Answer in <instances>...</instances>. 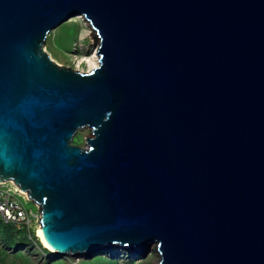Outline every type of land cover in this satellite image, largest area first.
<instances>
[{"label":"water","instance_id":"obj_1","mask_svg":"<svg viewBox=\"0 0 264 264\" xmlns=\"http://www.w3.org/2000/svg\"><path fill=\"white\" fill-rule=\"evenodd\" d=\"M77 15L86 71L44 49ZM0 181L53 253L264 264V0H0Z\"/></svg>","mask_w":264,"mask_h":264},{"label":"rangeland","instance_id":"obj_2","mask_svg":"<svg viewBox=\"0 0 264 264\" xmlns=\"http://www.w3.org/2000/svg\"><path fill=\"white\" fill-rule=\"evenodd\" d=\"M89 28L81 16L71 17L47 34L44 49L59 65L75 70L84 69V59L92 55L94 47L97 49L87 36ZM82 37L84 40H81ZM91 136L89 129L83 128L74 134L71 143L85 147L86 138ZM26 206L37 214L36 204L27 201ZM37 219L34 217L16 226L7 224L0 217V264H155L159 259L153 246L142 253L119 247L103 248L76 257L53 253L43 247L36 236Z\"/></svg>","mask_w":264,"mask_h":264},{"label":"built area","instance_id":"obj_3","mask_svg":"<svg viewBox=\"0 0 264 264\" xmlns=\"http://www.w3.org/2000/svg\"><path fill=\"white\" fill-rule=\"evenodd\" d=\"M27 201L32 202L14 183H0V217L5 222L19 226L29 222L31 218H39L38 212L33 214L27 209Z\"/></svg>","mask_w":264,"mask_h":264},{"label":"bare ground","instance_id":"obj_4","mask_svg":"<svg viewBox=\"0 0 264 264\" xmlns=\"http://www.w3.org/2000/svg\"><path fill=\"white\" fill-rule=\"evenodd\" d=\"M78 17L80 16V15H77ZM77 16H75V17H77ZM81 18L86 22V25H88V27H90V24L81 16ZM54 29V28H53ZM87 36L90 38V40L93 42V44H96V46H98V39H96L95 38V35H94V33H93V30L91 29V27L89 28V31L87 32ZM81 40H84V37H82L81 38ZM96 47H94L93 49H92V55L91 56H89V57H86L85 59H84V62H85V64H86V67L84 68V69H77V70H80V71H86V70H90L91 68H93L94 66H96L97 64H98V62H97V55H96ZM86 128V127H85ZM81 129H83V128H81ZM81 129H79V130H81ZM8 182H11V183H13L12 181H8ZM0 183H2L1 181H0ZM26 196H27V194H26V192H24V191H22ZM36 236H38V239L40 240V242H41V244L43 245V247H45V248H47V249H49L50 250V247L48 246V244L46 243V241L44 240V238H43V236L41 235V232H40V230H39V228L37 227V229H36ZM149 248V247H148ZM135 252V251H134ZM137 253V252H136ZM87 253H82V254H67V255H70V256H74V257H76V256H84V255H86ZM158 254V253H157ZM156 263H157V261H156ZM155 263V264H156Z\"/></svg>","mask_w":264,"mask_h":264},{"label":"trees","instance_id":"obj_5","mask_svg":"<svg viewBox=\"0 0 264 264\" xmlns=\"http://www.w3.org/2000/svg\"><path fill=\"white\" fill-rule=\"evenodd\" d=\"M7 224H12V223H7ZM35 238L37 239V237L35 236Z\"/></svg>","mask_w":264,"mask_h":264}]
</instances>
